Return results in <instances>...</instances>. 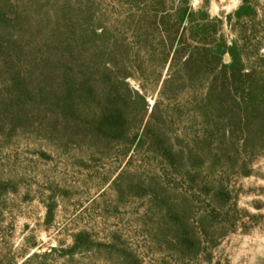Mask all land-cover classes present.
Returning a JSON list of instances; mask_svg holds the SVG:
<instances>
[{
    "label": "trees",
    "instance_id": "obj_1",
    "mask_svg": "<svg viewBox=\"0 0 264 264\" xmlns=\"http://www.w3.org/2000/svg\"><path fill=\"white\" fill-rule=\"evenodd\" d=\"M141 1L122 0L128 12L111 19L95 0H0V133L32 130L87 153L146 150L158 166L139 186L158 218L152 238L194 260L234 228L230 179L250 175L264 150V34L229 40L190 0L147 11ZM188 193L208 203L197 215Z\"/></svg>",
    "mask_w": 264,
    "mask_h": 264
},
{
    "label": "rangeland",
    "instance_id": "obj_2",
    "mask_svg": "<svg viewBox=\"0 0 264 264\" xmlns=\"http://www.w3.org/2000/svg\"><path fill=\"white\" fill-rule=\"evenodd\" d=\"M95 1L111 19L129 9L122 0ZM151 1L142 0L140 8L147 11ZM190 7L221 18L229 40L232 30L264 34V0H190ZM122 150L87 153L47 142L32 130L0 133V182L8 184L0 191V264H264V150L250 175L230 179L231 202L240 209L232 212L234 228L216 244L204 243L194 260H179L152 238L158 218L139 186L152 181L158 166L142 148L128 156ZM126 182L137 188L120 193ZM188 195L196 215L207 207L200 195Z\"/></svg>",
    "mask_w": 264,
    "mask_h": 264
}]
</instances>
